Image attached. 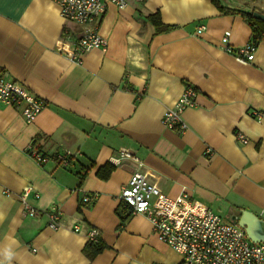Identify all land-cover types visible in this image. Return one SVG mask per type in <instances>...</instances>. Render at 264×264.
<instances>
[{"label":"crops","instance_id":"0c3cea01","mask_svg":"<svg viewBox=\"0 0 264 264\" xmlns=\"http://www.w3.org/2000/svg\"><path fill=\"white\" fill-rule=\"evenodd\" d=\"M221 4L264 15V0ZM152 14L172 29L157 33ZM226 32L234 50L257 45L253 62L226 52ZM99 33L106 50L76 63L81 28L65 22L57 4L0 0V70L47 103L28 124L20 109L0 102V264H181L150 220L122 204L137 168L112 164L122 149L141 160L140 172L163 195L177 198L187 188L227 222L249 212L264 227V42L211 0H133L122 11L110 5ZM187 87L198 92L183 114L188 128L170 130L163 115ZM31 144L50 160L31 158ZM58 155H69L67 167ZM107 164L115 170L103 180L97 172ZM27 189V204L40 213L34 218L21 200ZM93 229L108 248L91 258L85 248Z\"/></svg>","mask_w":264,"mask_h":264},{"label":"built area","instance_id":"2783aa9c","mask_svg":"<svg viewBox=\"0 0 264 264\" xmlns=\"http://www.w3.org/2000/svg\"><path fill=\"white\" fill-rule=\"evenodd\" d=\"M49 1L60 7L61 16L65 22L81 28V34L75 43L72 55V61L80 63L85 53L106 50L107 41L99 33V24L109 6L114 5L122 11L133 0ZM203 30L204 27H200L198 34H201ZM230 37L231 33L226 32L222 39L226 52L240 62H253L257 45L250 43L234 50L230 46ZM197 95L198 92L193 87H187L175 105L164 113L163 125L170 130L185 132L188 126L183 120V114L195 105ZM0 102L20 109L28 124L34 123L47 107L43 99L24 85L10 80L1 70ZM238 139L244 143L247 142L242 134H238ZM27 151L39 164L50 160L48 156L41 153L36 144H31ZM57 160L64 167L69 165V155H58ZM130 163H135L137 168L131 174L128 184L121 190L122 204L130 210L132 215H143L150 220L157 238L182 256L181 264H264V243H252L238 223L227 222L222 216L191 198L187 188H183L177 198L163 195L140 172L143 163L130 151L122 149L112 158V164L115 167H123ZM29 192V189L25 190L21 200L28 216L34 218L40 213L27 204L26 198ZM83 201L88 203L92 201V198L87 196ZM60 217V212L54 208L50 214L52 229H59L57 222ZM76 231L79 229L76 228ZM99 235L98 230H91L89 242L98 243Z\"/></svg>","mask_w":264,"mask_h":264},{"label":"trees","instance_id":"16d2710c","mask_svg":"<svg viewBox=\"0 0 264 264\" xmlns=\"http://www.w3.org/2000/svg\"><path fill=\"white\" fill-rule=\"evenodd\" d=\"M211 1L220 9L221 12L227 15H240L245 20V22L251 27L253 32V41L255 43L264 42V21L256 19L254 17V12H246L242 10L226 8L221 4V0ZM148 18L151 23H153V25L156 27L157 33L165 32L172 29V27L170 26L163 25L159 14H152ZM114 170L115 167L112 164H107L106 166L98 170L97 175L99 178L107 180ZM128 219L129 218H124L123 224H125ZM107 248L108 246L102 243L101 240L98 243L89 242L85 248V253L89 257L94 258L97 255L101 254L103 251H105Z\"/></svg>","mask_w":264,"mask_h":264},{"label":"water","instance_id":"95a60500","mask_svg":"<svg viewBox=\"0 0 264 264\" xmlns=\"http://www.w3.org/2000/svg\"><path fill=\"white\" fill-rule=\"evenodd\" d=\"M254 17L264 21V15L254 13ZM234 221H238V226L242 228L248 239L255 244L264 243V229L262 221L249 212H236Z\"/></svg>","mask_w":264,"mask_h":264}]
</instances>
